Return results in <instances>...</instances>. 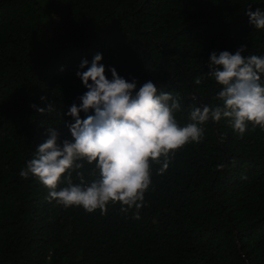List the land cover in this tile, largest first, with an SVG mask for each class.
I'll use <instances>...</instances> for the list:
<instances>
[{
  "label": "trees",
  "instance_id": "1",
  "mask_svg": "<svg viewBox=\"0 0 264 264\" xmlns=\"http://www.w3.org/2000/svg\"><path fill=\"white\" fill-rule=\"evenodd\" d=\"M250 6L264 0H0V264H264V130L251 124L242 136L223 118L203 124L163 173L151 162L142 207L126 213L118 202L106 214L64 207L19 175L49 128L71 138L65 113L87 91L76 73L97 53L109 79L115 67L178 96L181 126L194 106H217L210 53L264 55ZM77 162L74 184L99 178Z\"/></svg>",
  "mask_w": 264,
  "mask_h": 264
},
{
  "label": "clouds",
  "instance_id": "2",
  "mask_svg": "<svg viewBox=\"0 0 264 264\" xmlns=\"http://www.w3.org/2000/svg\"><path fill=\"white\" fill-rule=\"evenodd\" d=\"M245 14L253 28L264 30V11H253L250 6ZM245 51L241 45L235 54L227 50L210 53L206 75L222 86L217 93L220 103L194 106L184 126L175 118L181 109L178 96L158 92L152 80L138 87L135 78L129 82L115 67L108 69L109 79L100 53L90 65L82 60L79 67L87 70L76 75L87 91L65 113L73 121L64 123L71 138L60 141L59 132L49 128V137L19 175L36 177L49 190L47 199L64 207L82 206L86 212L99 209L106 214L109 203L118 202L121 212L138 210L151 185V162L162 164L159 172L163 173L177 150L203 140L202 125L209 120L226 119L241 136L249 124L264 130V55L246 56ZM194 82L199 85L202 80L197 77ZM30 107L40 114L53 111L51 103L47 108ZM82 160L94 163L99 172L90 184L73 183L72 172L84 167L77 162ZM62 179L66 186L59 188Z\"/></svg>",
  "mask_w": 264,
  "mask_h": 264
},
{
  "label": "water",
  "instance_id": "3",
  "mask_svg": "<svg viewBox=\"0 0 264 264\" xmlns=\"http://www.w3.org/2000/svg\"><path fill=\"white\" fill-rule=\"evenodd\" d=\"M195 98L198 100H201V98L199 97V95L197 93L195 94Z\"/></svg>",
  "mask_w": 264,
  "mask_h": 264
}]
</instances>
